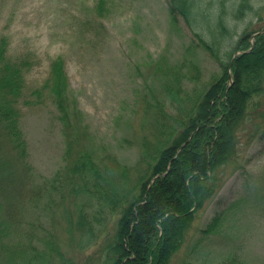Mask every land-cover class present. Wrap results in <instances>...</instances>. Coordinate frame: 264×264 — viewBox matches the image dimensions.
<instances>
[{
    "label": "rangeland",
    "instance_id": "1",
    "mask_svg": "<svg viewBox=\"0 0 264 264\" xmlns=\"http://www.w3.org/2000/svg\"><path fill=\"white\" fill-rule=\"evenodd\" d=\"M230 2L225 1V18L236 24L237 33L245 27L264 28V0H252L253 9L240 17L231 11ZM96 5L97 0H0L6 58L29 63L17 102L29 168L20 210L6 209L0 194V258L6 255L5 248L22 240L24 228L39 238L52 236L64 259L54 258L55 264H98L94 247L85 246L75 228L77 208L89 209L93 200L63 193L61 186L52 196L43 192L66 165V137L56 106L48 94L38 97L34 92L47 77L53 57L63 56L83 112L69 121L67 135L76 136L77 148L90 150L97 161L114 158L131 168V181L141 170L137 168L145 167L141 161L145 142L181 118L193 98L181 97L177 105L170 104L163 82L176 71L191 76L192 62L199 73L196 79L187 77L183 88L198 91L220 72L210 53L197 46L184 20L171 18L167 0H105L101 12ZM227 47L223 44L219 53ZM152 144L148 143L151 150ZM239 154L241 166L229 163L219 169L225 180L196 212L184 244L169 264H264V139L247 138L242 131ZM215 215L216 226L206 234L202 229ZM97 235L95 241L101 238ZM34 242L40 245L41 240Z\"/></svg>",
    "mask_w": 264,
    "mask_h": 264
},
{
    "label": "trees",
    "instance_id": "2",
    "mask_svg": "<svg viewBox=\"0 0 264 264\" xmlns=\"http://www.w3.org/2000/svg\"><path fill=\"white\" fill-rule=\"evenodd\" d=\"M104 1L97 0L99 12ZM225 1L217 0L211 6L212 0H167L171 18L184 20L197 46L210 53L220 72L198 91L183 88L187 77L196 79L199 73L192 62L191 76L176 71L163 82L164 97L172 99L170 104L177 105L181 97L193 98L181 118L145 142V150L141 149L145 167L137 168L141 170L132 181L131 168L114 158L97 161L90 150L77 148L76 136L67 135L69 121L83 112L77 107L63 56L50 60L47 77L34 90L38 97L42 92L50 96L66 137L65 168L47 182L43 192L52 196L61 186L63 193L93 200L89 209L77 208L75 228L84 236V245L94 247L98 264H169L184 244L196 212L225 180L219 169L239 163L240 133L264 139V28L245 27L237 33L236 24L225 18ZM230 8L240 17L253 9L252 0H232ZM205 29L208 33L201 32ZM223 44L228 47L220 54ZM6 46V38L0 37V194L6 209L12 211L17 206L20 210L29 168L17 105L24 87V66L29 63L6 58ZM148 143H153L154 152ZM217 218L215 215L203 232H212ZM4 230L9 233L7 226ZM97 233L101 238L95 241ZM20 235L22 240L16 246L5 248L1 264H55L54 258L59 256L64 260L51 235L39 238L24 228ZM34 239L41 240L40 245Z\"/></svg>",
    "mask_w": 264,
    "mask_h": 264
}]
</instances>
